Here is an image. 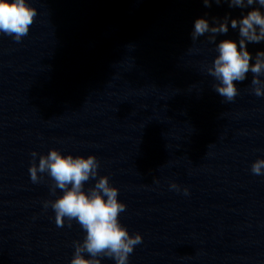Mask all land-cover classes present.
Wrapping results in <instances>:
<instances>
[{
    "label": "clouds",
    "instance_id": "obj_1",
    "mask_svg": "<svg viewBox=\"0 0 264 264\" xmlns=\"http://www.w3.org/2000/svg\"><path fill=\"white\" fill-rule=\"evenodd\" d=\"M205 6L210 7L211 0H203ZM217 4L221 0H215ZM230 7L246 8L254 4L264 7V0H228ZM37 9L29 0H0V33L12 37L19 42L25 37L30 26L37 16ZM231 28L239 30V46L236 41L225 39L216 44L218 55L208 67V74L218 83L213 85L215 91L231 102L238 95L234 82H242L246 74L251 72V84L256 96H264V51L255 55L247 49L248 43L264 41V13L259 8H254L239 19H231ZM229 31L228 18L210 26L205 18H198L194 22L192 39L211 33L210 41L216 40L217 34ZM33 158L37 153H32ZM99 160L94 155L73 156L63 155L53 148L47 155H41L38 165L33 163L29 168L30 178L35 182L42 179L40 174L47 173L54 181L53 192L56 188L63 194L54 201L45 202L47 208L50 204L55 212L58 226H63L65 219L75 220L86 232L83 242L75 243V251L71 264H101V258L114 259L116 264H128L130 254L135 246L142 243V236L137 233L130 235L127 228L122 226L118 217L125 211L126 205L118 200L119 190L112 186L108 176H101L93 187L87 191L84 185L90 179H95L98 174ZM255 175L264 174V159H257L251 165ZM172 189L179 190L175 183ZM187 188L184 193L187 194ZM85 254L89 258H86Z\"/></svg>",
    "mask_w": 264,
    "mask_h": 264
}]
</instances>
